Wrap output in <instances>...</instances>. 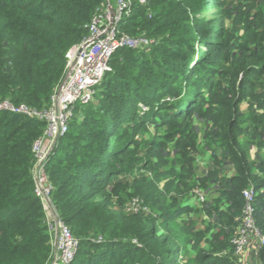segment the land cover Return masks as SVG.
<instances>
[{
	"label": "trees",
	"instance_id": "trees-1",
	"mask_svg": "<svg viewBox=\"0 0 264 264\" xmlns=\"http://www.w3.org/2000/svg\"><path fill=\"white\" fill-rule=\"evenodd\" d=\"M104 2L0 0V100L48 107L68 51L87 36L86 25ZM209 3L216 9L211 18L198 16L207 0L136 3L121 30L155 43L117 50L95 102L76 106L47 165L58 217L79 239L70 264H242L228 246L249 203L264 235V0L249 1L244 11L242 0ZM234 10L243 16L236 30L227 26ZM139 103L148 109L141 113ZM206 106L213 121L201 117ZM151 123L156 134L147 153L175 146L170 194L145 175L118 180ZM45 127L0 112V264H50L54 256L33 177V144ZM203 149L210 156L201 176L191 154ZM195 188L205 191L201 212L210 218L201 227L187 217L198 209L187 203ZM134 198L148 214L122 211ZM194 241L198 249L183 262ZM256 253L264 264V245Z\"/></svg>",
	"mask_w": 264,
	"mask_h": 264
},
{
	"label": "built area",
	"instance_id": "built-area-1",
	"mask_svg": "<svg viewBox=\"0 0 264 264\" xmlns=\"http://www.w3.org/2000/svg\"><path fill=\"white\" fill-rule=\"evenodd\" d=\"M114 1V5L110 0L102 4L91 22L86 25L88 29L86 38L69 50L65 79L52 95V102L48 107L37 109L27 104L15 105L10 101H0V109L27 115L46 123L44 134L33 144L36 156L33 177L36 195L41 199L44 208L52 215H57L58 220L60 219L52 200L53 186L50 183L47 165L60 138L69 130L76 106L90 102L97 86L111 70L110 62L117 50L125 47L144 49L155 43L154 39L145 34L133 36L121 30L122 21L133 14L135 4L148 5L151 0ZM246 197L252 201L253 192L247 191ZM53 220L57 222L54 217ZM55 235L56 246L60 245L59 248L63 251V255L61 253L63 264H70L75 258L79 239L64 223L61 224L60 230L57 229ZM253 238L258 239L259 246L264 245V235L254 221V207L249 203L241 219V226L231 240L234 253L241 254L249 241L254 240Z\"/></svg>",
	"mask_w": 264,
	"mask_h": 264
},
{
	"label": "rangeland",
	"instance_id": "rangeland-1",
	"mask_svg": "<svg viewBox=\"0 0 264 264\" xmlns=\"http://www.w3.org/2000/svg\"><path fill=\"white\" fill-rule=\"evenodd\" d=\"M244 2L243 6H242V10H246L247 7L245 5L248 4L249 1L246 0H242ZM111 4L114 5V0H110ZM241 9V7H240ZM215 7L211 6V4L209 3V0H207V4L205 5L204 9L202 10V12H200V14L198 16H200L201 18L206 17V18H211L212 14L215 12ZM242 14V11H241ZM238 11L234 10L232 12V15L230 18H228L229 20L227 21V26L230 29H235V27H239L243 22V16L241 15ZM236 30V29H235ZM239 31V30H237ZM236 31V32H237ZM235 32V33H236ZM195 48L197 50V52L199 51V49L201 48V44H199L198 42H196L195 44ZM196 52V53H197ZM198 56H194L193 60H192V64H194L197 60ZM94 100V96L91 98L90 102ZM52 102V101H51ZM139 107H140V112H144L145 110H147V106H145L143 103H139ZM203 114H202V119H204V117H209L211 118V120L213 121V113L211 112L210 107H204L203 109ZM150 125V130L148 132H140L139 136H138V140H139V144L136 146H132L131 148L135 150V155L132 159V162H130V166H129V171L126 173H123L118 180H125L128 181L130 183H132V179L134 177H138L141 175H145L149 178H154L158 181L159 186L161 187V190L163 192H165L166 194H170L172 193V188H173V184H174V173L177 172H171L170 170L173 167H176V152H175V146L174 143H169V145L167 146V149L164 150L160 149V150H151L150 153H147L148 150V141L151 139L152 136H154L153 134H156V130L154 129V127L152 126V123L149 124ZM258 144L254 145L251 148V153L255 156L256 151L258 150ZM210 152H208L207 149H203V150H199L198 152H194V154L192 153L191 156H195V160H194V165L195 166H200L198 169V173L199 175H205L204 171H205V167H208V160H209V154ZM262 157H264V150H263V154ZM177 170V168H176ZM52 183V182H50ZM48 186L49 183H47ZM52 185V184H51ZM45 186V184H44ZM54 189V188H53ZM205 200H206V195H205V191L201 188H195L192 192H191V197L189 198V200L187 201V203L189 204L190 208L191 207H198L197 210H195L194 208L193 211H188V215L187 217H190L192 220H196L197 222H199L197 225L198 227L201 226H205L206 223L208 224L210 221V218L204 219L203 216H205V213L202 214L201 210L202 207H204L205 205ZM123 212H134V211H138L141 212L143 214H148L149 213V209H147L144 204L142 199H130V200H125L124 205L121 207ZM46 211V215L49 218V221L51 223V231H52V237H53V245L55 246V252H54V256L52 261L50 262V264H63L62 262V257H61V253L63 255V251L62 249H60V245L56 246V231L57 229L60 230L61 224L63 223L62 221L57 219V215H52L47 209H45ZM196 211V212H195ZM53 217L57 220V222H55L53 220ZM183 218H186V214L185 216H183ZM64 225H66L64 223ZM68 226V225H67ZM254 240H250L249 243L245 246L244 251L241 254H234V256L236 257V260L238 263H242V264H260L259 261V257L256 253V250L258 248V246L260 245L258 242V239L253 238ZM102 241V240H101ZM199 245H203L206 248L208 247L207 244L200 242ZM79 247V245H78ZM189 255H183L182 256V261L185 262L188 259V256L191 257L192 255L195 254V251L198 249L197 244L194 242H192L189 245ZM231 249H232V243L230 246H228V252L231 253ZM78 250V248H77ZM61 251V252H60ZM77 253V251H76ZM227 253V252H225ZM224 253V254H225Z\"/></svg>",
	"mask_w": 264,
	"mask_h": 264
},
{
	"label": "clouds",
	"instance_id": "clouds-1",
	"mask_svg": "<svg viewBox=\"0 0 264 264\" xmlns=\"http://www.w3.org/2000/svg\"><path fill=\"white\" fill-rule=\"evenodd\" d=\"M86 38V37H85ZM84 38V39H85ZM73 48V47H72ZM69 52V51H68ZM68 54V53H67ZM115 54V53H114ZM67 60H68V57H67ZM68 62V61H67ZM110 64H111V62H110ZM66 68H67V66H66ZM111 69H112V66H111ZM65 75H66V70H65ZM106 75V74H105ZM64 79H65V76H64V78H63V80H62V82L64 81ZM62 82L60 83V85L59 86H61V84H62ZM58 86V87H59ZM57 87V88H58ZM58 89H56V91H57ZM96 90H97V88H96ZM56 91L54 92V93H56ZM96 93V92H95ZM95 96V95H94ZM1 99V98H0ZM0 101H10L11 102V100L10 99H3V100H0ZM52 101V100H51ZM13 103V102H12ZM89 103V102H88ZM14 104V103H13ZM87 104V103H86ZM16 105V104H15ZM18 105H20V104H18ZM0 112H9V113H14V112H12V111H9V110H3V109H0ZM14 114H19V113H14ZM20 115H23V114H20ZM24 116H27V115H24ZM74 116H76V110H75V115ZM27 117H29V116H27ZM29 118H31V117H29ZM75 117H73V119H74ZM36 119V118H35Z\"/></svg>",
	"mask_w": 264,
	"mask_h": 264
},
{
	"label": "crops",
	"instance_id": "crops-1",
	"mask_svg": "<svg viewBox=\"0 0 264 264\" xmlns=\"http://www.w3.org/2000/svg\"><path fill=\"white\" fill-rule=\"evenodd\" d=\"M210 154V153H209ZM252 154V153H251ZM253 155V154H252ZM254 156V155H253Z\"/></svg>",
	"mask_w": 264,
	"mask_h": 264
}]
</instances>
